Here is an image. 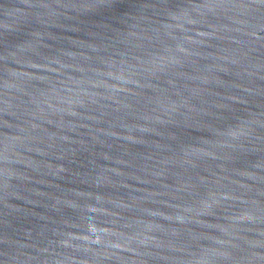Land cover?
<instances>
[{
    "label": "water",
    "instance_id": "1",
    "mask_svg": "<svg viewBox=\"0 0 264 264\" xmlns=\"http://www.w3.org/2000/svg\"><path fill=\"white\" fill-rule=\"evenodd\" d=\"M0 264H264V0H0Z\"/></svg>",
    "mask_w": 264,
    "mask_h": 264
}]
</instances>
